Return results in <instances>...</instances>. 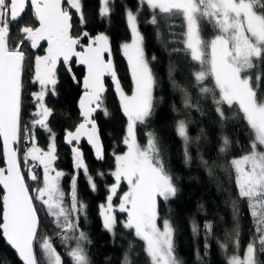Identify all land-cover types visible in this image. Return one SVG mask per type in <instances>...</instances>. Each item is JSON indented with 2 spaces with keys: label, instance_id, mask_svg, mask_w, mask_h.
<instances>
[{
  "label": "snow or ice",
  "instance_id": "6c2138e0",
  "mask_svg": "<svg viewBox=\"0 0 264 264\" xmlns=\"http://www.w3.org/2000/svg\"><path fill=\"white\" fill-rule=\"evenodd\" d=\"M113 3L115 0H99V20L110 18ZM145 10L149 13L146 22L153 26H158L160 20L182 17L186 25L184 51L198 65L193 80L200 97H211L221 124L228 119L227 108L239 115L249 129L248 149L229 162L237 198L231 201L233 228L226 231V239L218 241V245L226 256V264H264V88L260 75L254 81L251 74V70L264 64V0H136L135 10L125 6L131 42L119 48L130 68L134 85L131 95L124 90L118 76L110 36L87 30L84 0H0V156L4 164L0 167V238L14 250L21 264H39L37 247L45 264H64L51 237L40 232L41 212L52 217L60 230L62 244L67 246L75 241V247H68L66 252L71 264H90L84 244L91 241L80 230V218L87 217L88 208L78 197L77 179L81 173L93 193L98 190L97 178L106 175L112 178V183L106 185L105 202L99 205L102 227L107 232L115 235L116 213H124L122 227L143 242L147 264H181L175 255L173 222L164 218L162 226L158 224L161 202L167 204L176 198L179 189L166 168L157 133L147 132L144 145L137 139V126L146 124L153 113L156 87L144 49L145 37L138 27ZM26 16L36 26L21 23ZM74 17L78 25L75 31ZM202 21L215 31L211 39L202 35ZM16 25L20 39L10 46ZM42 41L47 43V48L44 55H34L33 72L27 81L34 90L28 92L25 63L29 56L24 49H38ZM78 65L85 70L82 78L76 72ZM60 71L66 73L70 85L80 89L76 102L78 122L64 136L65 143L71 146L73 162L67 192L61 185L66 173L55 167L56 133L50 126L55 110L48 104L50 98L59 95ZM169 76L171 79V67ZM106 77L110 78L118 98L119 112L126 118L121 139L124 149L112 151L114 163L110 172L97 170L93 174L79 143L86 138L94 149V158L105 160L97 113L105 119L113 115L106 104ZM206 80L211 81V86L205 84ZM173 86L178 87L175 82ZM181 91L184 107H195L203 115L199 103L193 104L188 90L181 88ZM26 99L32 105L27 122L23 119ZM38 130L46 134L47 149L39 146ZM175 131L183 144L184 163L190 165L189 147L193 138L188 133L187 122L178 120ZM203 135L206 134L201 129L200 136ZM200 136L195 138L196 142ZM231 144L228 136H222L219 152L226 153ZM200 162L211 176L208 161L201 156ZM41 167L42 179L35 171ZM29 180L37 183L30 185ZM122 184L127 186V191H122ZM238 201L247 204L254 233L243 257L239 255ZM200 207L202 210L203 205ZM189 224L195 239L200 235L201 225L195 219ZM213 227L211 221L203 224L205 255ZM229 242L234 249L230 256L227 255ZM195 254L200 260L198 249ZM3 264L8 262L4 260ZM122 264H132L127 252Z\"/></svg>",
  "mask_w": 264,
  "mask_h": 264
},
{
  "label": "trees",
  "instance_id": "16d2710c",
  "mask_svg": "<svg viewBox=\"0 0 264 264\" xmlns=\"http://www.w3.org/2000/svg\"><path fill=\"white\" fill-rule=\"evenodd\" d=\"M84 4L88 21L87 30L91 34L104 32L110 36L113 59L121 84L128 94H132L134 85L129 66L119 45L131 40L130 29L126 23L125 6L135 10L136 0H115V3L111 5L110 18L106 21H101L97 17V10L100 6L99 0H84ZM148 17V11H143L139 17L138 27L145 37V53L156 78L155 100L153 113L148 122L137 126V139L141 145H144L147 132L155 131L157 133L166 168L173 176L179 189L176 198L167 204L161 202L159 209L161 220L159 221L162 222L164 218H169L173 222L176 229L174 236L175 255L181 264H226V256L221 251L218 241H224L226 231H231L233 228L231 201L237 198V190L233 182L234 173L229 168V162L233 158H239L248 149L249 129L239 115L227 108H225V114L228 119L221 124L214 111L211 97H200L193 80V72L198 70V65L184 51L183 41L186 25L182 17L176 16L165 20H160L158 17L160 20L158 26L148 24L146 22ZM75 19L74 17V31L78 27ZM21 23L36 26L27 16ZM18 27L19 25L14 27L13 34L10 36V46L20 39V35L16 31ZM201 29L205 39H211L215 35V31L206 22H201ZM46 48L44 46L39 52L27 47L24 49L29 56L25 63V87L28 92L34 90V86L27 82L33 72L31 64L34 55H44ZM152 56H155L156 59L152 60ZM170 67L172 69L171 79L169 76ZM76 72L78 77H83L84 69L77 66ZM251 74L254 81L256 75H260L261 88H264V64L251 70ZM59 75L61 77L60 84L57 85L59 95L50 98L48 104L55 110V118L50 119V126L56 133L58 159L55 162V167L66 173L62 178L61 185L67 192L73 175V162L70 149L64 145V136L65 131L74 130L78 122L76 102L80 89L70 85L66 73L60 71ZM173 82L178 87H174ZM205 84L211 86V81L206 80ZM106 85L108 88L106 104L113 115L110 119H105L97 113V123L100 128L105 160H96L93 151L85 143L80 147L93 174L97 170L105 173L110 172L114 163L112 151L119 152L124 149L121 139L126 129V118L119 112L118 98L113 92L110 78L107 79ZM181 88L188 90L193 104L199 103L203 115L195 107H184ZM24 108L23 119L27 122L32 110V105L28 103L27 99ZM178 120L187 122L188 133L193 138V143L189 147L192 156L190 165L184 163L183 144L175 131ZM201 129L206 135L200 136ZM197 136H200L199 142L195 141ZM222 136H228L232 141L231 147L226 153L219 152ZM37 140L40 147L47 149L46 134L42 130L37 131ZM201 156L212 167L213 174L211 176L201 164ZM3 166L2 156H0V167ZM35 171L41 175L42 179V167L35 169ZM96 182L98 190L93 193L89 190L82 173L77 179L78 197L88 205L87 217L81 216L80 218V230L85 232L91 241V243L84 244L90 264H122L126 252L132 264H147L143 242L136 238L130 230L122 227V221L126 219V214L116 213L117 224L114 236L102 227L99 205L105 202L106 185L112 183V178L106 175L103 179L97 178ZM28 183L35 186L37 182L29 180ZM121 189L127 191V186L122 184ZM0 195H2L1 190ZM115 203L117 201H114ZM201 205H203L202 210ZM238 207L240 211L239 255L242 257L245 246L254 233L251 231L252 221L247 204L238 201ZM0 215H2V203H0ZM40 216V232L51 237L53 246L61 254L64 264H71L66 252L68 247H75V241H70L67 246L62 244L61 237L58 235L60 230L52 222V217L43 212L40 213ZM192 219L201 225L200 235L195 239L190 231L189 222ZM205 221H211L214 226L213 233L206 241L209 245L207 255H205L203 233ZM130 245L131 251H129ZM228 248V254H234L230 242ZM196 249L199 250L200 260L196 258ZM36 255L39 264H45L38 247ZM4 260L8 264H21L16 253L6 245L3 238H0V264H3Z\"/></svg>",
  "mask_w": 264,
  "mask_h": 264
},
{
  "label": "water",
  "instance_id": "95a60500",
  "mask_svg": "<svg viewBox=\"0 0 264 264\" xmlns=\"http://www.w3.org/2000/svg\"><path fill=\"white\" fill-rule=\"evenodd\" d=\"M47 47V43L45 42V41H42L41 42V47L40 48H38V49H33L34 51H37V52H39L43 47ZM46 51V50H45ZM78 67H80V68H82V69H84L83 68V66H79L78 65ZM85 71V70H84ZM107 79H109V77H106L105 78V82L107 81ZM86 144L92 151H93V153H94V149L91 147V145H89L88 143H87V140H86V138H82L81 139V141H80V143H79V147H81L83 144ZM64 145H65V147H67L68 149H70L71 148V146L70 145H67L66 143H65V141H64ZM2 191V190H1ZM7 245V244H6ZM8 246V245H7ZM9 247V246H8ZM14 251V250H13Z\"/></svg>",
  "mask_w": 264,
  "mask_h": 264
},
{
  "label": "rangeland",
  "instance_id": "374dc122",
  "mask_svg": "<svg viewBox=\"0 0 264 264\" xmlns=\"http://www.w3.org/2000/svg\"><path fill=\"white\" fill-rule=\"evenodd\" d=\"M110 7H111V5H110ZM131 42V40L128 42V43H130ZM145 49V48H144ZM122 52V51H121ZM125 59H126V61H127V58L125 57ZM129 70H130V68H129ZM131 74V73H130ZM129 95H131V94H129ZM62 182V181H61ZM67 203V202H66ZM125 220V219H124ZM158 224H160L161 226H162V223L160 222V221H158ZM229 249V248H228ZM228 252H229V250H228ZM228 252H227V255L228 256H230L231 254H228ZM243 257V256H242Z\"/></svg>",
  "mask_w": 264,
  "mask_h": 264
}]
</instances>
